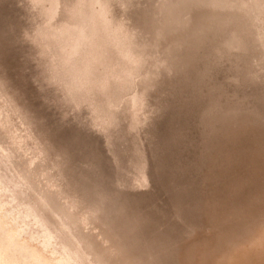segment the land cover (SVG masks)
Segmentation results:
<instances>
[{"label": "rangeland", "instance_id": "1", "mask_svg": "<svg viewBox=\"0 0 264 264\" xmlns=\"http://www.w3.org/2000/svg\"><path fill=\"white\" fill-rule=\"evenodd\" d=\"M31 2L0 0V189L23 185L10 207L45 233L33 202L50 199L113 264H264V0H117L141 66L116 129L98 128L106 111L64 52L89 32L86 0H54L44 25Z\"/></svg>", "mask_w": 264, "mask_h": 264}, {"label": "bare ground", "instance_id": "2", "mask_svg": "<svg viewBox=\"0 0 264 264\" xmlns=\"http://www.w3.org/2000/svg\"><path fill=\"white\" fill-rule=\"evenodd\" d=\"M53 1L54 0H32V2L34 3V7L32 8L37 7L39 16L41 15L40 17H42V19L39 17V21L41 22V24L43 23V25L45 22H48L53 16V8H56L55 5L53 8L51 6V3H53ZM116 1L117 0H86L88 6L86 23L89 26V32L78 36L73 33L74 31H68L70 32V35L73 33V35L81 38H78L79 40H77V42L72 46L71 51H68L70 48L68 50H64V52L67 51L66 53H68L69 56H72L71 54L73 53L78 54L76 55L78 57V60L75 65V78L73 75V80L75 79V86H77L80 91L82 89L83 94L85 93L87 94V96L90 94H92L93 96L97 95L96 97H93L95 99L93 103H90L91 105H88V101V103L86 102L87 107L90 109V111L94 112L106 111L105 117H101L103 119L101 120V122L98 116V124L93 120L94 124L98 125V128L99 126H101V129L102 125L105 126L106 124H111V126L109 127L113 129H116L120 125L121 120L117 121V119L115 120L113 116H111V109L117 106L118 103H121L120 101L122 95L125 96L124 94L128 93L130 90L133 91L131 89V86H133L131 85V83L132 80H134L133 78L136 73L135 71L139 66H141H135L137 65L135 63L139 58L137 57V59L135 55H132L133 52L130 54L129 47L128 49L126 48L125 41L129 33H132L133 31L131 29L126 30L125 28H128L126 20L123 17L115 15L114 4L116 3ZM64 31V33L66 34L67 30ZM64 35L61 36L68 38L67 34V36ZM58 37L61 38L60 36ZM60 40L64 41L63 38L59 39V41ZM64 44H66V41ZM69 45L71 47V44ZM128 45L132 49L130 43ZM66 47H68V45L65 47L64 45L62 46V48L64 49ZM75 54L73 55L75 56ZM74 56L72 57L76 59V57ZM72 57L70 58L73 59ZM132 57H134V59H137L136 62H134L135 60ZM141 74L142 73H140L139 75ZM154 81H156V79ZM151 86L152 88L154 87V85ZM77 87L74 89H77ZM142 91L143 90H141L140 93ZM134 93L136 94L135 91ZM150 93L151 91L143 95L140 94L141 96L136 97V100L137 98H139V101L135 102H137L136 104L140 102V109L138 112L129 115L130 117L128 116L129 118L125 120L127 125V133H129L130 135H133V133H135L136 135V132H139L138 130H140L139 128L144 127L142 123L147 124L149 119V117L147 116H151L146 115V112L149 111L150 113V110L146 108H150L148 102ZM126 95H129V93ZM133 98H135V95ZM104 107L106 109L103 110ZM94 114L93 116L97 115ZM102 114H104V112ZM116 115H114V117ZM95 117L93 119H95ZM146 119L147 122H144L146 121ZM141 130H143V128ZM139 134L137 133L136 136H138ZM8 157V152L0 154V158L3 163L7 161ZM8 161L10 162V160ZM1 163L0 168L2 169V165H5ZM134 164V170L140 172L143 179H147V172H145V157L143 156L139 148L137 149V161ZM1 172L4 173V170ZM1 172L0 178L3 179L5 175L3 176ZM8 177L10 178V183H12V185L7 186L6 184L7 187L5 189L8 194L12 195L11 200H6L3 196L4 192L2 191V189H0V264H73L72 258L77 259L80 264H113L102 253H99V251H97V249L93 246L92 242L88 238L84 237L82 233L79 232L80 229L78 228V224L74 222V220H71L67 213H60L58 209L52 205V201L50 202V199H47L44 196L40 199H37L39 197L36 196L37 198L35 197V202H33V204L37 207L38 210L40 209L44 212V214H42L43 221L47 227L46 231L48 232L46 233V231H44L45 233H43L40 231H36L35 223H37V221L35 222L26 220L23 214H21V212H18L17 207H10V202H18L21 200V193L23 192V189L21 187L23 185L21 182L15 181V177ZM23 223H25L26 225H22ZM54 243H56L57 246H54ZM59 249L61 250L60 252Z\"/></svg>", "mask_w": 264, "mask_h": 264}]
</instances>
